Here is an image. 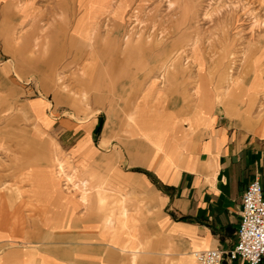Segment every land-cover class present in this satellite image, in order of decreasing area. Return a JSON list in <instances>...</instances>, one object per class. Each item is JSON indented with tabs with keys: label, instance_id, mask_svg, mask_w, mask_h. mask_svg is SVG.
Returning <instances> with one entry per match:
<instances>
[{
	"label": "crops",
	"instance_id": "obj_1",
	"mask_svg": "<svg viewBox=\"0 0 264 264\" xmlns=\"http://www.w3.org/2000/svg\"><path fill=\"white\" fill-rule=\"evenodd\" d=\"M47 2L0 0L2 81L56 89L57 101L72 104V112L55 118L44 97L25 103L36 135L48 134L54 120L59 135L55 146L39 145L48 153L45 161L25 159L16 172L21 201L1 229L24 249L9 254L7 264H199L192 252L214 248L223 251L220 264H247L226 251L237 242L242 194L256 175L264 198V48L254 55L246 88L237 78L227 101L223 87H208L205 79L189 97L187 85L172 79L178 66L161 81L153 63L127 76L121 106L107 88L88 92L82 106L64 87L84 92L97 78L94 21L80 16L64 23L60 17L59 50L48 51L44 38L39 44L26 39ZM64 26L87 48L62 65ZM66 175L75 187L66 185Z\"/></svg>",
	"mask_w": 264,
	"mask_h": 264
},
{
	"label": "rangeland",
	"instance_id": "obj_2",
	"mask_svg": "<svg viewBox=\"0 0 264 264\" xmlns=\"http://www.w3.org/2000/svg\"><path fill=\"white\" fill-rule=\"evenodd\" d=\"M46 5L47 8L37 15L36 30L26 39L39 44L44 38L50 46L48 51L59 50L61 41L56 31L60 27V17L63 16L64 23L80 16L85 21L88 18L94 21L97 78L91 88L83 89L84 92L72 85L64 87L67 96H77L84 101L80 103L82 106L88 105V92L105 88L117 101L116 108L121 106L119 102L130 85L127 76L141 67L152 69L154 64L160 71L159 80L165 76L161 81L169 79L168 71L172 65L178 66L171 70L175 76L172 79L179 86L187 85L189 97L197 80L205 79L208 87L221 85L227 101L235 91L237 78L246 88L253 76L254 55L258 49L264 48V0H63V4L57 7L48 0ZM22 32L17 31V41L23 40ZM63 35L62 52H66V56L61 64L65 65L72 61V52L76 53L78 48L84 50L87 45L80 38L70 37L69 26L68 30L64 26ZM56 39L59 41L57 49ZM68 69L69 74L74 68L69 65ZM2 80L0 76L3 85L0 86V205L4 204L0 210V264H7L9 254H21L24 249L23 242L12 243L14 236L1 229L4 225L7 229V213L14 212V205L21 201L13 183L16 172L22 170L19 165L25 159L39 163L45 161L48 153L39 145L55 146V134L59 135V120H54L56 124L48 134L36 135V120L25 103L32 98L44 97L51 103L48 112H52L55 118L62 117L66 111L72 112V104L71 99L57 101L56 89L7 87ZM8 105L10 109H6ZM85 118L81 122L87 120ZM100 118L103 120L102 116ZM58 160L53 162L63 174L64 165ZM65 181L68 187L77 184L71 176ZM18 261L14 264H20Z\"/></svg>",
	"mask_w": 264,
	"mask_h": 264
},
{
	"label": "built area",
	"instance_id": "obj_3",
	"mask_svg": "<svg viewBox=\"0 0 264 264\" xmlns=\"http://www.w3.org/2000/svg\"><path fill=\"white\" fill-rule=\"evenodd\" d=\"M236 244L226 256L242 259L247 264H260L264 258V198L258 176L248 184L241 198V221ZM199 264H220L223 251L208 249L193 251Z\"/></svg>",
	"mask_w": 264,
	"mask_h": 264
},
{
	"label": "bare ground",
	"instance_id": "obj_4",
	"mask_svg": "<svg viewBox=\"0 0 264 264\" xmlns=\"http://www.w3.org/2000/svg\"><path fill=\"white\" fill-rule=\"evenodd\" d=\"M112 13H113V12H111V14H112ZM171 62H172V60H171ZM250 64H251V63H250ZM169 66H171V65L169 64ZM173 66H174V65L171 66L172 69H173ZM171 72H172V71H171ZM162 77H163V75H162ZM164 77H165V76H164ZM234 82H235V81H234ZM230 85H231V83H230ZM228 86H229V85H228ZM229 87H230V86H229ZM227 89L229 90L230 88L227 87ZM227 93H228V91H227ZM60 168H61V166H60ZM60 170H61V169H60Z\"/></svg>",
	"mask_w": 264,
	"mask_h": 264
}]
</instances>
